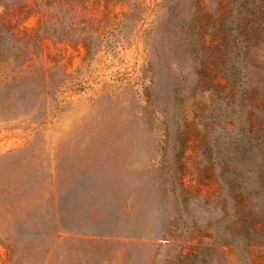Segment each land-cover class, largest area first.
Wrapping results in <instances>:
<instances>
[{
  "label": "rangeland",
  "instance_id": "374dc122",
  "mask_svg": "<svg viewBox=\"0 0 264 264\" xmlns=\"http://www.w3.org/2000/svg\"><path fill=\"white\" fill-rule=\"evenodd\" d=\"M194 1L0 0V264H264V0Z\"/></svg>",
  "mask_w": 264,
  "mask_h": 264
},
{
  "label": "trees",
  "instance_id": "16d2710c",
  "mask_svg": "<svg viewBox=\"0 0 264 264\" xmlns=\"http://www.w3.org/2000/svg\"><path fill=\"white\" fill-rule=\"evenodd\" d=\"M238 2L239 0H234V4H233V9L235 11V15L237 14V7H238ZM195 5V1L191 0V6L194 7ZM190 34L192 35L193 32H191L192 30L190 29ZM10 35L5 33L3 30H0V63H8V57L12 54L13 56H15L17 58V56H19V53L14 54L12 53V48L10 49L9 47H7V40L9 39ZM18 61V58L15 60ZM225 119L227 121L226 124L229 123L230 118L227 116L225 117ZM234 130H230V137L234 135ZM246 133V134H245ZM248 132H241V134H239L240 136L242 135V139L240 138V140L238 139L239 143H243L244 147L246 146V151L252 150V148L254 147L255 150V156H257V158H260L259 155V151H260V144H259V140L256 138H252L251 135L253 134L252 131H249V136H247ZM246 136V140L244 141V138ZM235 138H232L230 141V145L228 146V148L226 147V151L228 153L231 154H235L238 150L237 148V144L234 142ZM243 150V149H242ZM214 168L218 171V178L220 180V183L222 185V190L225 194V196L227 198H229V200H235V188L234 184L236 183L237 180V176L235 173H233V169L236 168V163L235 161H233V159L231 158H227L226 157V161L219 163V160L214 159ZM229 170H231V172H229Z\"/></svg>",
  "mask_w": 264,
  "mask_h": 264
}]
</instances>
